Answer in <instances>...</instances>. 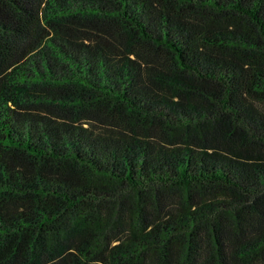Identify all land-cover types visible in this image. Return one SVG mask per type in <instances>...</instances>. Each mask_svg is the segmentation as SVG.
<instances>
[{
    "label": "trees",
    "instance_id": "1",
    "mask_svg": "<svg viewBox=\"0 0 264 264\" xmlns=\"http://www.w3.org/2000/svg\"><path fill=\"white\" fill-rule=\"evenodd\" d=\"M0 264H264V0H0Z\"/></svg>",
    "mask_w": 264,
    "mask_h": 264
}]
</instances>
